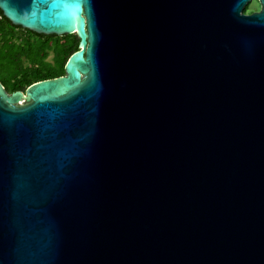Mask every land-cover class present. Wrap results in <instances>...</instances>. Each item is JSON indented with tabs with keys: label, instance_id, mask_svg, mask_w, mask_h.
<instances>
[{
	"label": "water",
	"instance_id": "obj_1",
	"mask_svg": "<svg viewBox=\"0 0 264 264\" xmlns=\"http://www.w3.org/2000/svg\"><path fill=\"white\" fill-rule=\"evenodd\" d=\"M0 0L76 33L0 82V264H264V0Z\"/></svg>",
	"mask_w": 264,
	"mask_h": 264
},
{
	"label": "trees",
	"instance_id": "obj_2",
	"mask_svg": "<svg viewBox=\"0 0 264 264\" xmlns=\"http://www.w3.org/2000/svg\"><path fill=\"white\" fill-rule=\"evenodd\" d=\"M79 43L76 33L46 35L15 25L0 9V81L11 90H23L35 81L61 76ZM51 51L53 63L45 60Z\"/></svg>",
	"mask_w": 264,
	"mask_h": 264
},
{
	"label": "flooded vegetation",
	"instance_id": "obj_3",
	"mask_svg": "<svg viewBox=\"0 0 264 264\" xmlns=\"http://www.w3.org/2000/svg\"><path fill=\"white\" fill-rule=\"evenodd\" d=\"M45 60H46L47 62H49V63H53V62L55 61V54H54V52L51 51V52L48 54V56L45 58ZM39 65H40V64H39ZM39 65H38V66H35L34 68L39 67ZM28 66L31 67L30 64H28ZM64 74H65V73H64ZM64 74H63V75H64ZM46 79H49V78H46ZM41 80H44V79H41ZM41 80H38V81H41ZM38 81H35V82L31 83L30 85L24 87V89L22 90V91L24 92V98L20 101L21 104H26V103H28V102L30 101L29 96H28V93H27V90H28V88H29L32 84H34V83H36V82H38ZM0 82H1V81H0ZM1 83H2V82H1ZM2 84H3V83H2ZM3 86L5 87L6 91H8L9 93H12V92L18 91V90H11L10 87H7L5 84H3Z\"/></svg>",
	"mask_w": 264,
	"mask_h": 264
},
{
	"label": "rangeland",
	"instance_id": "obj_4",
	"mask_svg": "<svg viewBox=\"0 0 264 264\" xmlns=\"http://www.w3.org/2000/svg\"><path fill=\"white\" fill-rule=\"evenodd\" d=\"M249 6V8L246 10V8ZM261 8V4L259 3L258 0H252L250 3L247 4L245 7V11L247 13L252 12V10H259Z\"/></svg>",
	"mask_w": 264,
	"mask_h": 264
}]
</instances>
